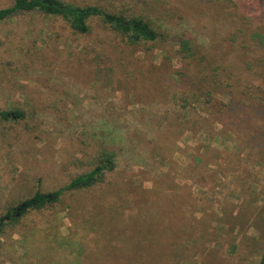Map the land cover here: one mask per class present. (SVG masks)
Masks as SVG:
<instances>
[{"label": "rangeland", "instance_id": "1", "mask_svg": "<svg viewBox=\"0 0 264 264\" xmlns=\"http://www.w3.org/2000/svg\"><path fill=\"white\" fill-rule=\"evenodd\" d=\"M14 1L0 0V9ZM62 1L142 17L164 36L130 45L100 17L89 21L86 34L42 13L0 23V110L25 114L17 120L0 118V217L37 191L61 189L89 171L100 149L93 138L96 121L122 120L130 128L137 122L144 133L152 132V124L158 128L174 106L164 96L182 94L175 76L189 64L198 71L197 59L184 58L175 36L189 32L207 50L219 34L213 24L208 28L215 18H210L211 0ZM226 28L223 49L226 44L229 53L232 35ZM228 55L236 71L235 54ZM157 89H163V98L149 102L151 92L161 94ZM247 91H218L210 106L198 103L196 120L206 127L194 123L192 133L173 135L176 144L161 140L150 148L147 134L134 151L138 156H124L103 190L67 194L54 207L7 225L0 232V264H88L92 238L84 230L92 214L100 220L115 213L122 198L136 196L130 187L150 190L171 167L177 182L191 188L198 201L194 216H207L204 226L210 232L198 244L176 247L175 264H256L264 248V101ZM152 111L153 122L147 120ZM140 130L129 133L131 146L138 144ZM105 197L113 205H105Z\"/></svg>", "mask_w": 264, "mask_h": 264}, {"label": "trees", "instance_id": "2", "mask_svg": "<svg viewBox=\"0 0 264 264\" xmlns=\"http://www.w3.org/2000/svg\"><path fill=\"white\" fill-rule=\"evenodd\" d=\"M210 3V18L214 15L215 18L212 19L216 23L210 19L208 28L213 24L219 31L212 49H201L189 32L175 36L184 58L191 61L197 59L198 71L189 64L190 66H186L178 74L181 78L175 76L177 83L183 85L177 88L183 90L182 94L177 92L180 95L174 93L171 97L169 94L164 96L174 103L167 111L170 116L163 118V121L160 118L158 128L152 124L151 133H144L143 126L137 122L130 128L122 120H115L113 123L96 121L93 138L100 142V149L96 152L94 161L90 162L91 169L76 175L61 189L51 192L37 191L33 196L17 203L0 217V232L7 225L15 226L20 223L21 219L33 211L54 207L67 194H88L103 190L108 178L122 167L124 156H138L134 155V151L142 148L144 144L141 142L147 134L150 137L146 140V146L153 148L161 140H171V144H176L177 141H172L173 135H184L186 130L192 133L194 123L195 127H206L203 123H197L194 111L197 110L198 103L210 106L218 91L226 93L228 90L229 93H234L244 88L248 89L247 93L254 95L255 100L260 103L264 101V92L261 90V83H264V0H211ZM23 13L60 17L80 34L88 33L89 21L100 17L113 31L122 35L128 44L135 46L156 42L161 35L164 36V33H159L142 17H126L99 7H81L62 0H15L11 6L0 9V23ZM226 24L231 28L229 36L232 35L230 40L233 47L229 53L225 52L226 44L223 49V39L228 36ZM253 41L258 44V49L253 46ZM214 53L220 54L215 58ZM223 54H227L226 57ZM228 54H235L233 57L238 61L236 71H232L228 65ZM244 69L248 71V76L243 75L246 71ZM256 81H260V84L257 85ZM157 90L161 94L151 92L149 102L163 98V89ZM153 113L149 112L147 120L152 119L153 122ZM24 117L25 114L21 111L0 110V118L6 121ZM148 125L144 123L145 128ZM137 127L142 132H138V144L131 146L129 133L132 135ZM173 170L171 167L162 177L153 180L150 190L144 189L140 184L134 186L135 188L130 187L136 196L122 198L114 208L115 213L102 215L100 220L92 214L87 223L89 226L84 230L92 238V243L89 242L92 251L87 257L88 264H175L179 259L178 252H175L176 247H189L209 236L210 232L204 226V222L209 223V219L205 216L200 220L194 216L198 201L191 188L177 182ZM103 201L105 205H113L106 197ZM94 212L89 211V214ZM171 229L174 230L173 234L169 233ZM256 264H264V248Z\"/></svg>", "mask_w": 264, "mask_h": 264}]
</instances>
